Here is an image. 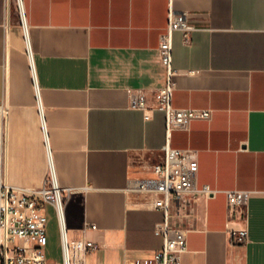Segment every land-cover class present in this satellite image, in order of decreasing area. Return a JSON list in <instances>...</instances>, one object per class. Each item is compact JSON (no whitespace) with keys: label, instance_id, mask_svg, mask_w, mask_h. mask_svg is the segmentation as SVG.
Instances as JSON below:
<instances>
[{"label":"crops","instance_id":"crops-1","mask_svg":"<svg viewBox=\"0 0 264 264\" xmlns=\"http://www.w3.org/2000/svg\"><path fill=\"white\" fill-rule=\"evenodd\" d=\"M0 0V185L43 186L52 163L65 193L71 240L96 245L80 264H125L163 246L130 184L153 175L167 142L156 105L167 70L159 50L170 0ZM194 26L174 33L173 104L211 109L173 131L171 145L198 151L200 194L186 211L181 264H264V0H174ZM31 51V55L29 54ZM245 193L228 213L227 191ZM50 262L63 259L59 222L48 205ZM96 224L97 228H92ZM248 240L230 242L232 232ZM1 236V231H0Z\"/></svg>","mask_w":264,"mask_h":264},{"label":"built area","instance_id":"built-area-1","mask_svg":"<svg viewBox=\"0 0 264 264\" xmlns=\"http://www.w3.org/2000/svg\"><path fill=\"white\" fill-rule=\"evenodd\" d=\"M170 0L168 25L160 37L159 50L167 70L165 85L159 90L156 105L150 107L146 97L133 94L135 107L148 112L159 109L165 112L167 142L161 148L160 159L152 167L153 175L130 184L129 190L147 208L161 209L165 219L155 226L156 234L163 237V246L153 257L126 258L125 264H181V256L188 249L189 223L186 211L193 207L198 196H215L217 189L209 185H198V151L193 148H175L171 145L174 130L188 129L194 119H210L211 109L179 108L173 99L177 89L178 70L173 65L174 33L182 32L189 42L194 26L188 22L185 12H178ZM21 18L24 30L27 28L22 5ZM31 55V51L29 50ZM65 193L57 180L52 163L48 176L39 189H20L9 183L0 185V264H80L82 253L96 247L90 240H71L65 215ZM245 193L227 191L228 213L233 215L244 203ZM54 206L61 235L63 259L53 263L47 259L48 214L47 206ZM97 228L96 224H91ZM245 231L232 232L230 242H246Z\"/></svg>","mask_w":264,"mask_h":264},{"label":"bare ground","instance_id":"bare-ground-1","mask_svg":"<svg viewBox=\"0 0 264 264\" xmlns=\"http://www.w3.org/2000/svg\"><path fill=\"white\" fill-rule=\"evenodd\" d=\"M19 3L22 5L21 0H19Z\"/></svg>","mask_w":264,"mask_h":264}]
</instances>
